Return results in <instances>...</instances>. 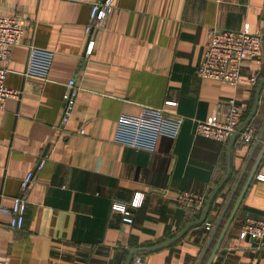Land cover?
<instances>
[{
  "label": "crops",
  "instance_id": "crops-1",
  "mask_svg": "<svg viewBox=\"0 0 264 264\" xmlns=\"http://www.w3.org/2000/svg\"><path fill=\"white\" fill-rule=\"evenodd\" d=\"M94 1L0 0L1 14H18L25 21L11 46L5 78L20 96L0 106V201L9 203L21 193V180L33 171L23 192V227L11 228L8 215L0 213L5 264H124L131 250L170 239L199 218L202 210L182 209L175 196L186 189L207 200L229 164L206 217L212 221L209 229L204 222L192 225L175 241L131 256L141 255L143 264H196L264 122V85L250 122L256 136L249 144L237 135L229 150L230 138L218 142L195 135L194 120L216 107L222 118L230 97L242 106L244 120L264 75V58L260 63L246 59L245 79L236 86L200 77L196 67L210 29L247 24L263 33L264 0H114L87 54L84 27ZM31 46L54 51L46 78L25 73ZM253 73L255 84L249 81ZM70 78L79 91L69 121L61 124ZM167 99L176 104H166ZM164 114L184 117L176 138L160 136L153 150L114 141L118 121L156 126ZM263 140L264 135L223 221ZM259 171H264V155L211 264H264V248L238 238L245 217L264 219ZM137 192L139 205L129 206L133 221L124 222L112 205H129Z\"/></svg>",
  "mask_w": 264,
  "mask_h": 264
},
{
  "label": "built area",
  "instance_id": "built-area-1",
  "mask_svg": "<svg viewBox=\"0 0 264 264\" xmlns=\"http://www.w3.org/2000/svg\"><path fill=\"white\" fill-rule=\"evenodd\" d=\"M114 0H97L91 3L89 8V21L84 27L86 35V53L90 54L95 44V31L101 27L109 13L113 9ZM25 21L18 14L7 15L0 13V106L8 97L18 98L20 90L10 88L5 84L7 64L11 46L17 43L23 33ZM52 49L31 46L28 53L25 73L46 78L53 61ZM264 58L263 33L260 29L251 30L245 24L241 29L212 28L208 34V42L203 52L202 59L196 67V73L203 78L221 80L231 86H236L244 81L241 67L246 59H255L258 63ZM257 74L249 77L252 84L257 82ZM79 86L75 79L70 78L66 83L63 98V111L61 124H66L73 112ZM165 103L175 105L176 101L167 99ZM219 107L214 108L204 119L194 120V133L197 136L212 139L218 142L227 141L238 129L243 121L244 111L234 97L227 100V107L222 118H218ZM184 117L177 114H164L158 125L147 126L135 122L120 120L117 122L114 132V141L132 146L153 150L160 136L176 138L183 125ZM84 133V129L79 130ZM256 128L253 124H247L238 133V139L242 144H249L256 136ZM33 178V171H29L21 180V193L12 196L10 202L0 201V213L8 215V225L13 229H21L25 222L27 200L23 192ZM258 180L264 181V171L256 174ZM1 197V195H0ZM140 192L134 194L129 205L125 203H113L112 208L122 214L124 222L131 223L133 217L129 206L139 205ZM179 207L192 212H200L206 202V195L189 190H181L175 196ZM217 214L216 210H212ZM205 227L209 229L212 221L205 219ZM238 238L255 242L257 247L264 248V219L245 217L238 230ZM0 264H5V257L0 251ZM48 264H59L51 261ZM108 264H121L109 262ZM129 264H143V257L134 255Z\"/></svg>",
  "mask_w": 264,
  "mask_h": 264
},
{
  "label": "water",
  "instance_id": "water-1",
  "mask_svg": "<svg viewBox=\"0 0 264 264\" xmlns=\"http://www.w3.org/2000/svg\"><path fill=\"white\" fill-rule=\"evenodd\" d=\"M263 41H264V30H263ZM263 85H264V75L260 78L257 86H256V91H255V96H254V101H253V105L249 111V113L246 115V117L244 118V120L242 121V123L239 125L238 129L232 134V136L230 137V140H229V150H230V147H231V144H232V141L233 139L238 135V133L240 131L243 130V128L249 124L252 119L254 118L255 114L257 113L258 109H259V101H260V95H261V91H262V88H263ZM264 135V122L262 123V126L255 138V141H254V144L252 146V149H251V152L249 154V157L248 159L246 160V162L244 163L242 169H241V172L238 176V178L236 179V182L228 196V198L226 199L225 203L223 204V207H222V210L215 222V225L208 237V240L196 262V264H202L210 246L212 245L208 255H207V258L204 262V264H211L217 251L220 249L222 243H223V240L225 238V234L232 222V219L234 218V215L239 207V204L241 202V199L251 181V179L253 178L254 176V173H255V170L258 166V164L260 163L261 159H262V156L264 155V140L262 142V145L259 149V152L255 158V161L246 177V180L240 190V192L238 193L231 209L229 210L225 220L223 221L225 215H226V212L229 208V205L233 199V197L235 196V193L237 191V188L242 180V177L244 175V172L247 168V165L249 163V160L251 158V155L253 154L255 148L257 147L259 141L261 140L262 136ZM229 171H230V165L228 164V167H227V171L225 173V175L223 176V178L220 180V182L212 189V191L210 192V194L208 195V198L205 202V205L201 211V214L199 216V218L197 219H194V220H191L189 221L184 227L183 229L178 233L176 234L175 236L171 237L170 239H167L165 241H161L159 243H156L154 245H151V246H147V247H140V248H136V249H133L131 250V252L129 253V255L127 256L124 264H129L130 262V259H131V256L133 255V253H135L136 251H139V250H153L155 248H159V247H163L165 246L166 244L172 242V241H175L176 239L180 238L187 230L190 226L192 225H195V224H200L202 222L205 221L206 217H207V214L210 210V207H211V203L214 199V196L216 195L218 189L221 187V185L227 180V177H228V174H229ZM222 224V225H221ZM218 232V233H217ZM214 241V242H213Z\"/></svg>",
  "mask_w": 264,
  "mask_h": 264
},
{
  "label": "trees",
  "instance_id": "trees-1",
  "mask_svg": "<svg viewBox=\"0 0 264 264\" xmlns=\"http://www.w3.org/2000/svg\"><path fill=\"white\" fill-rule=\"evenodd\" d=\"M211 209V208H210ZM210 211V210H209ZM211 212H212V210H211Z\"/></svg>",
  "mask_w": 264,
  "mask_h": 264
}]
</instances>
